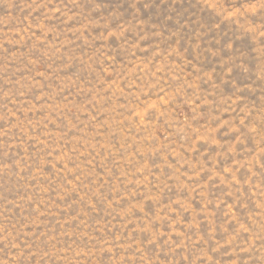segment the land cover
I'll list each match as a JSON object with an SVG mask.
<instances>
[{
    "label": "rangeland",
    "instance_id": "obj_1",
    "mask_svg": "<svg viewBox=\"0 0 264 264\" xmlns=\"http://www.w3.org/2000/svg\"><path fill=\"white\" fill-rule=\"evenodd\" d=\"M0 264H264V0H0Z\"/></svg>",
    "mask_w": 264,
    "mask_h": 264
}]
</instances>
